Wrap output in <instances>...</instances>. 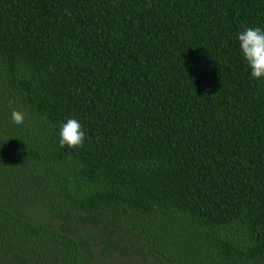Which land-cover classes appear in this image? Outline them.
I'll list each match as a JSON object with an SVG mask.
<instances>
[{
    "label": "trees",
    "instance_id": "1",
    "mask_svg": "<svg viewBox=\"0 0 264 264\" xmlns=\"http://www.w3.org/2000/svg\"><path fill=\"white\" fill-rule=\"evenodd\" d=\"M256 26L264 0H0V264H264Z\"/></svg>",
    "mask_w": 264,
    "mask_h": 264
},
{
    "label": "clouds",
    "instance_id": "2",
    "mask_svg": "<svg viewBox=\"0 0 264 264\" xmlns=\"http://www.w3.org/2000/svg\"><path fill=\"white\" fill-rule=\"evenodd\" d=\"M238 54L245 64L249 77L264 81V27H246L236 34ZM9 120L14 127H23L25 113L12 109ZM86 138L81 122L66 118L58 125L57 143L60 148H80Z\"/></svg>",
    "mask_w": 264,
    "mask_h": 264
}]
</instances>
